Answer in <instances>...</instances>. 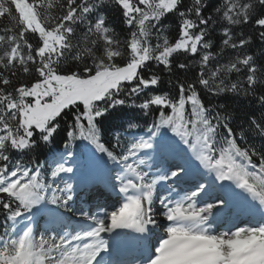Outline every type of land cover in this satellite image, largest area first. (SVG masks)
<instances>
[{
    "label": "snow or ice",
    "instance_id": "obj_1",
    "mask_svg": "<svg viewBox=\"0 0 264 264\" xmlns=\"http://www.w3.org/2000/svg\"><path fill=\"white\" fill-rule=\"evenodd\" d=\"M81 167L118 206H73ZM125 233L136 264H264V0H0V264H112Z\"/></svg>",
    "mask_w": 264,
    "mask_h": 264
},
{
    "label": "bare ground",
    "instance_id": "obj_2",
    "mask_svg": "<svg viewBox=\"0 0 264 264\" xmlns=\"http://www.w3.org/2000/svg\"><path fill=\"white\" fill-rule=\"evenodd\" d=\"M82 154H86V152L84 151ZM80 158H84V156L82 155V157H80ZM90 179H91V176H89L86 179V182H88ZM83 192L84 193L87 192V194H88L89 191H84L83 190V191H81V195H82ZM159 194H160V192H159ZM162 194L164 195L163 191L161 192V195ZM231 200H232V202L236 201V202L242 204V202H240L241 200L240 199L238 200L237 197H232ZM78 201L79 202H77V203L75 202V204L73 205L74 207H76V208H84V209L90 210V211H95L96 210V205L98 204L95 201L90 200V198L89 199L88 198L84 199V198H81V196H80ZM114 203H116L115 200H110V199L107 200L106 196H103V200L99 204L100 205H106L108 210H111V208L113 207ZM236 204L235 203L233 205L231 204L230 210L227 211L228 214H231L232 209H233V211H240V207H238V204L237 205ZM236 213H238V212H235V213L233 212L230 218L228 217L229 215L226 214V216L224 218V222H223L224 227H228L227 224L230 226L231 223H237V221L239 220L240 216L238 214H236ZM234 214H235L236 217H238V219H233ZM140 248H142V249H140L142 251L143 248H144V244ZM104 258L107 259L105 255H104Z\"/></svg>",
    "mask_w": 264,
    "mask_h": 264
},
{
    "label": "trees",
    "instance_id": "obj_3",
    "mask_svg": "<svg viewBox=\"0 0 264 264\" xmlns=\"http://www.w3.org/2000/svg\"><path fill=\"white\" fill-rule=\"evenodd\" d=\"M117 27L119 28V22L117 21ZM174 34V33H173ZM162 87L166 88V85H163ZM211 97L205 96V102L208 103L209 100H211ZM213 103H216L215 100L212 101ZM121 116H123L124 118H129V117H136L138 118V113H136L135 111L132 110H127L125 109L122 113ZM141 123H143V121H141ZM166 134H170V133H166ZM253 142L255 143L257 148H260V142L258 139L253 138ZM79 144V142H78ZM63 148V140L60 139V137H57L54 142L53 145L51 147V149L48 148H43L41 147L40 149H38L35 153L36 159L40 162H44L45 160L50 161L51 160V153L53 151H60ZM75 151L78 154H82L84 151L86 152V149L84 148L83 144H79L78 147H76ZM82 157V155H81ZM27 158V157H26Z\"/></svg>",
    "mask_w": 264,
    "mask_h": 264
},
{
    "label": "rangeland",
    "instance_id": "obj_4",
    "mask_svg": "<svg viewBox=\"0 0 264 264\" xmlns=\"http://www.w3.org/2000/svg\"><path fill=\"white\" fill-rule=\"evenodd\" d=\"M183 154V153H182ZM195 162V161H194ZM197 162H195V164H196ZM169 164H172V165H175V164H180V163H178L177 161L176 162H169ZM92 169V172L93 173H98L99 171H97L96 169H93V168H91ZM172 170H175V167H173L172 168ZM153 172H155V169H153ZM102 177L104 178V176H103V174L101 173V174H99V178H101L102 179ZM190 179V178H189ZM203 182V181H202ZM188 189H191L192 188V183L191 184H189L188 185V187H187ZM166 189H167V185H164V186H162V187H159V189H158V191L160 192V195H161V192L163 191L164 192V195H166ZM184 188L179 184L178 185V190L179 191H181V193L184 191L183 190ZM163 195V194H162ZM79 200V197H77L76 198V203L77 202H79L78 201ZM209 202H217V201H215V200H210ZM157 208L159 209V204H157ZM42 221V220H41ZM40 221V222H41ZM42 229V228H41ZM37 235H39V231H37Z\"/></svg>",
    "mask_w": 264,
    "mask_h": 264
}]
</instances>
